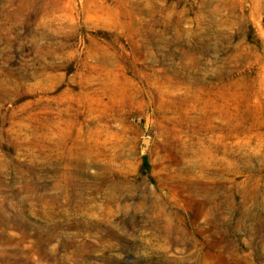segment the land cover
Returning a JSON list of instances; mask_svg holds the SVG:
<instances>
[{"label": "rangeland", "instance_id": "1", "mask_svg": "<svg viewBox=\"0 0 264 264\" xmlns=\"http://www.w3.org/2000/svg\"><path fill=\"white\" fill-rule=\"evenodd\" d=\"M0 264H264V0H0Z\"/></svg>", "mask_w": 264, "mask_h": 264}, {"label": "water", "instance_id": "2", "mask_svg": "<svg viewBox=\"0 0 264 264\" xmlns=\"http://www.w3.org/2000/svg\"><path fill=\"white\" fill-rule=\"evenodd\" d=\"M144 143H145V144H147V143H148V140H147V139H145V140H144Z\"/></svg>", "mask_w": 264, "mask_h": 264}]
</instances>
